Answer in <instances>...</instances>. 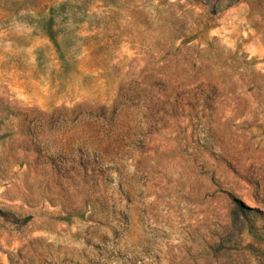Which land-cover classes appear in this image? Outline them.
<instances>
[{"label": "rangeland", "instance_id": "374dc122", "mask_svg": "<svg viewBox=\"0 0 264 264\" xmlns=\"http://www.w3.org/2000/svg\"><path fill=\"white\" fill-rule=\"evenodd\" d=\"M0 264H264V0H0Z\"/></svg>", "mask_w": 264, "mask_h": 264}]
</instances>
